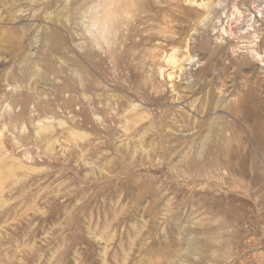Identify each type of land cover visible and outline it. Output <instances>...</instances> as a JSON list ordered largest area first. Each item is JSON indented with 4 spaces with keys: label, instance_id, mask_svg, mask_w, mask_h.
<instances>
[{
    "label": "rangeland",
    "instance_id": "obj_1",
    "mask_svg": "<svg viewBox=\"0 0 264 264\" xmlns=\"http://www.w3.org/2000/svg\"><path fill=\"white\" fill-rule=\"evenodd\" d=\"M0 264H264V0H0Z\"/></svg>",
    "mask_w": 264,
    "mask_h": 264
},
{
    "label": "bare ground",
    "instance_id": "obj_2",
    "mask_svg": "<svg viewBox=\"0 0 264 264\" xmlns=\"http://www.w3.org/2000/svg\"><path fill=\"white\" fill-rule=\"evenodd\" d=\"M106 12H107V10L106 9H103V10H101L100 11V13L102 14L99 18H97V19H95L94 21H91V26L92 27H95V31L94 32H90V30H89V37L88 36H85V45H86V47H88L87 45V43L89 42H93V41H95V43H97V44H102L101 42H100V40H102L104 43H105V45H107L106 47L105 46H101V47H99V49L102 51L103 49L105 50V49H108V50H110L111 48H110V45L108 44V42L109 41H107V39H108V34H109V32H111V33H113L115 30H117V25L116 26H114V27H112V26H109V23H108V15L106 14ZM88 29V28H87ZM70 30V29H69ZM110 33V34H111ZM83 34V33H82ZM85 34H86V32H85ZM128 35H130V34H128ZM110 36V35H109ZM112 36V35H111ZM127 37H126V35H125V37H121V39H122V41H124L125 39H126ZM111 40H112V38H111ZM114 41V40H113ZM112 41V42H113ZM125 43V42H124ZM122 44V46L124 47V48H126L127 46L125 45V44H123V43H121ZM111 45H113V44H111ZM119 45V44H118ZM129 45V44H128ZM91 47V46H90ZM74 49V48H73ZM86 49H88V48H86ZM78 54V53H77ZM34 66V65H33ZM35 67V66H34ZM39 71V70H38ZM34 76V75H33ZM35 77H36V75H35ZM12 111H13V109H12ZM9 112V111H8ZM3 116V115H2ZM16 124V123H15ZM16 144H18V143H16ZM3 145V144H2Z\"/></svg>",
    "mask_w": 264,
    "mask_h": 264
}]
</instances>
